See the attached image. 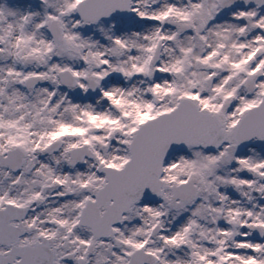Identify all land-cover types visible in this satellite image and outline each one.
Returning a JSON list of instances; mask_svg holds the SVG:
<instances>
[{"label":"snow or ice","instance_id":"snow-or-ice-1","mask_svg":"<svg viewBox=\"0 0 264 264\" xmlns=\"http://www.w3.org/2000/svg\"><path fill=\"white\" fill-rule=\"evenodd\" d=\"M0 264H264V0H0Z\"/></svg>","mask_w":264,"mask_h":264}]
</instances>
